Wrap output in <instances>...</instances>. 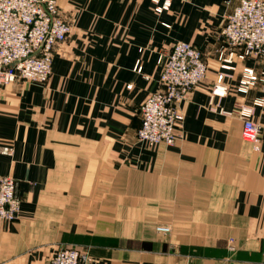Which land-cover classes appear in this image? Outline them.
Instances as JSON below:
<instances>
[{
  "label": "crops",
  "instance_id": "1",
  "mask_svg": "<svg viewBox=\"0 0 264 264\" xmlns=\"http://www.w3.org/2000/svg\"><path fill=\"white\" fill-rule=\"evenodd\" d=\"M164 2L57 0L72 27L47 81L0 84V175L20 199L16 219L0 220V264H46L60 246L91 264H264V106L251 114L257 143L234 112L264 95L261 82L236 89L259 64L234 56L226 92L211 93L239 0ZM177 40L201 50L206 74L179 103L174 143L148 146L139 107Z\"/></svg>",
  "mask_w": 264,
  "mask_h": 264
},
{
  "label": "built area",
  "instance_id": "2",
  "mask_svg": "<svg viewBox=\"0 0 264 264\" xmlns=\"http://www.w3.org/2000/svg\"><path fill=\"white\" fill-rule=\"evenodd\" d=\"M156 11L167 2L152 0ZM72 24L59 8L57 0H0V84L22 80L45 83L51 73L55 46L67 39ZM224 47L218 50L221 70L212 85L213 95H222L227 86L222 82L231 76L233 57H253L259 70L244 67L236 89L245 92L250 85L261 82L264 90V0H239L220 28ZM161 71L158 88L140 104L141 123L137 140L148 146L173 144L176 128L181 123L180 101L206 74L207 66L201 50L191 42L177 40L170 50L159 56ZM264 106V95L253 100L251 106H240L234 112L242 121L241 137L257 143L261 126L251 118L253 106ZM233 113V111H231ZM11 148L2 146L1 152ZM16 182L9 175H0V220L12 221L18 216L20 199L15 192ZM170 227H161L169 233ZM228 249L235 251L233 238ZM46 264H91L87 250L75 246H60Z\"/></svg>",
  "mask_w": 264,
  "mask_h": 264
},
{
  "label": "rangeland",
  "instance_id": "3",
  "mask_svg": "<svg viewBox=\"0 0 264 264\" xmlns=\"http://www.w3.org/2000/svg\"><path fill=\"white\" fill-rule=\"evenodd\" d=\"M165 226H168V227L171 228V226L166 225V224H158V225L155 226V229H156L157 232H160V233L166 234V233H164L162 230H160L161 227H165ZM170 232H171V229H170L169 233H170ZM232 252H233V251H232Z\"/></svg>",
  "mask_w": 264,
  "mask_h": 264
}]
</instances>
